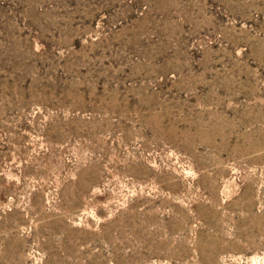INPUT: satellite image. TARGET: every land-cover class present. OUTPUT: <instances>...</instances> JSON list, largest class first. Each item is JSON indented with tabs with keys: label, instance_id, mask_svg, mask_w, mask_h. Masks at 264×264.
<instances>
[{
	"label": "rangeland",
	"instance_id": "1",
	"mask_svg": "<svg viewBox=\"0 0 264 264\" xmlns=\"http://www.w3.org/2000/svg\"><path fill=\"white\" fill-rule=\"evenodd\" d=\"M0 264H264V0H0Z\"/></svg>",
	"mask_w": 264,
	"mask_h": 264
}]
</instances>
